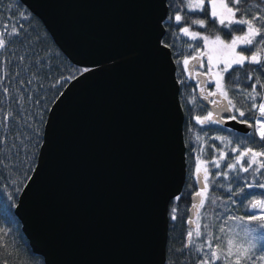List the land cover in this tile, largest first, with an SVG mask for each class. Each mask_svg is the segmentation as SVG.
Wrapping results in <instances>:
<instances>
[{
	"label": "water",
	"instance_id": "95a60500",
	"mask_svg": "<svg viewBox=\"0 0 264 264\" xmlns=\"http://www.w3.org/2000/svg\"><path fill=\"white\" fill-rule=\"evenodd\" d=\"M20 1L89 69L53 104L15 208L33 252L45 264H166L170 204L187 178L181 84L160 45L168 0Z\"/></svg>",
	"mask_w": 264,
	"mask_h": 264
},
{
	"label": "snow or ice",
	"instance_id": "6c2138e0",
	"mask_svg": "<svg viewBox=\"0 0 264 264\" xmlns=\"http://www.w3.org/2000/svg\"><path fill=\"white\" fill-rule=\"evenodd\" d=\"M186 13L203 15L188 16ZM25 19H28V17L22 14L21 20ZM210 21L212 22L211 25ZM167 22L180 25L177 39L186 37L190 41H203V48L209 50L207 53H202L199 51L200 45L187 44L188 49L197 50L196 55H185L182 60H177L178 64L182 63L184 71L189 72L192 61H196L197 64L203 67L202 57L207 55V73H197V75H211L209 82L214 83L215 90L207 91V94L203 95L202 98L208 100L209 97H216V99L209 101L215 105V111L196 116V123L202 127L205 124L223 127L224 123L232 121L253 129L252 132L247 133L249 139H241L235 146H232L233 142L227 136L211 138L219 140L225 148H229L232 153L236 154L234 160H229L228 153L223 149H216L215 145L211 147L218 151V158L205 160L203 159V156L206 155L204 147L199 149V154L196 157L195 174L198 181L201 182V190L196 192V196L200 199L198 203L192 205L198 220L201 215L199 209L205 206L206 201H209L210 205H217V198L208 194L210 185L215 183V179L210 180V176L214 175L216 178L223 176L224 179L229 180L232 179L229 176L230 172L249 173L251 171L254 181L246 183L245 186L249 189H264V80L261 78L264 76V0H178L174 14L162 18L161 27L163 28ZM216 25H219L220 29H227L230 38L225 39L224 35L215 29ZM193 26L198 29H206L208 34L194 30ZM24 29L25 25L23 23H13L11 18L0 26V55L9 49L10 44H18L23 47L24 40L21 39V34ZM214 31L215 34H213ZM160 45L165 50L172 48V45L163 39L160 41ZM212 53L216 54L215 57ZM14 59L18 61L16 66L23 65L26 71L28 69L40 70L46 66V63L42 62L43 58L34 51H25L21 55H14ZM5 63H10V61H5ZM246 64L257 67L247 69ZM221 65L223 66L221 67ZM192 67L194 68L195 65H192ZM214 69L218 70L214 71ZM240 70H243V73ZM88 71V68H83L80 70V74L83 75ZM252 72L257 73V75L253 77L250 74ZM225 73H231L229 80L239 79L241 75L249 81L254 79L251 84V91L244 90L241 93L243 100L239 103L242 104L243 108L238 106L234 96L229 95L231 88L225 82ZM19 74L17 72L15 75L19 76ZM37 76L38 71L33 73L32 79L28 80L27 83L31 84L33 80L37 79ZM75 78L74 75L58 78L51 87L57 88L65 81H71ZM0 83H2V79H0ZM180 83L183 84L184 81L181 80ZM40 87H43V85H40ZM3 91L6 96L9 94L7 87ZM204 91L205 89L201 88V92ZM62 94L59 93V95ZM258 99L260 100L259 103H257ZM223 101H226V103H223ZM247 101L251 103H245ZM189 102L195 104L196 97L193 96ZM36 103H40L39 99ZM243 109L253 113L250 119H243L246 116V111ZM222 112L233 114L224 118L220 115ZM11 119L12 113H6L0 127L7 128ZM28 127L30 125H25L26 129ZM228 131H231V129ZM16 140L17 142L11 145V149L15 150L16 156L25 154L28 147L27 141L29 140H32L33 148L39 149L42 147L39 130H36L34 140L31 135L24 136L22 133L17 134ZM196 141L203 142V137L197 135ZM5 145H7V137L0 136V154L4 152ZM12 159V157L8 159L0 158V166H7ZM29 159L31 158H26L21 163V168L27 165L24 177L28 181H33V176L29 173L38 175L37 166L28 163ZM221 161H226V163L222 165ZM208 164L213 165L215 169L224 168L225 170L213 174L208 168ZM12 166L15 167V164H12ZM201 172H203L202 178ZM21 185V187L14 188L15 193H20L23 188L27 187L23 180ZM220 187H223V185H220ZM227 191L231 196H240L244 194L245 187H241L239 192H233L232 188L228 187ZM8 196L15 203L13 193H9ZM174 199L179 201L181 198L176 196ZM245 199H247V196H245ZM232 203L236 204L237 201L232 200ZM241 203L243 202L241 201ZM245 208L246 215H229L220 224V234L233 232L232 235H227L224 239L221 235H216L211 231V227L214 225L205 223L203 224L204 231H201V225L198 222L189 220V224H195V230L194 232L191 229L188 230L186 242L176 251L181 253L185 260L191 255H200L201 258L195 264H217V262H220V264H264V247L259 244L260 240H264V199H249ZM176 211L175 207L171 210L173 221L177 220ZM225 211H230V209H225ZM230 221H235L237 226L242 228L244 232L243 240L238 239L240 235L238 232L224 227ZM8 236L9 229L0 228V264H14L11 258L15 255V252L13 246L7 240ZM214 240L217 243L214 244ZM185 260L178 257L176 261H173V264H185Z\"/></svg>",
	"mask_w": 264,
	"mask_h": 264
},
{
	"label": "trees",
	"instance_id": "16d2710c",
	"mask_svg": "<svg viewBox=\"0 0 264 264\" xmlns=\"http://www.w3.org/2000/svg\"><path fill=\"white\" fill-rule=\"evenodd\" d=\"M178 0H168L169 14H174L177 8ZM255 11V9H253ZM25 15L28 19L21 20V15ZM188 16L203 15L198 13H186ZM11 18L13 23L19 22L25 25V29L22 31L21 39L24 40V45H11L9 49L0 55V123L3 122L4 115L6 113H12V119L7 128L0 127V136L7 137V145L4 147V152L0 154V158L8 159L12 157L11 163L7 166H0V228L9 229V236L7 240L10 245L13 246L15 255L11 258L14 264H45L43 258L35 254L23 233L22 225L15 215V208L17 206L20 193H15V187H21V181L27 184L28 180L24 177V171L27 168H21V163L26 158H31L28 163L36 165L38 164V158L40 149L32 147V140L27 141L28 147L25 150V154L16 156L15 150L11 149V145L17 142V134H23L24 136L31 135L33 140L35 138L36 130H39L41 135L42 144L44 141L45 126L47 123L49 112L60 97L59 93H62L70 81H65L57 88H52L51 85L56 82L58 78L74 75L75 77L80 75V70L83 67L73 64L70 59L64 54L60 47L56 44L55 40L48 32L44 23L34 15L20 0H0V26H2L8 19ZM210 21V25H211ZM170 25V26H169ZM166 35L164 41L172 45V52L177 64V76L178 80H183L181 84V103L185 112V143H186V160H187V178L184 189L180 194V200L175 199L170 204V228L169 239L167 245V261L166 264H173L177 258L185 260V257L178 253L176 250L181 248L182 244L186 242L188 230H195V224H189L191 216L192 205L194 204L193 198L196 196V192L201 190V182L198 181L195 174L196 157L199 154V149L204 147L206 155L203 159L218 158V151L211 146L215 145L216 149H223L228 153L229 160H234L236 154L232 153L229 148H225L224 144L219 140H213L215 136H227L232 140V146L241 139H249L247 133H240L225 126L214 124H205L203 127L196 123L195 117L206 115L210 109L202 102L199 96L200 86L198 80L192 79L188 76L183 69V65L178 64L177 60H182L185 55H196V49H188L187 44L200 45L199 51H203V41H190L186 37H180L177 39L178 29L180 25L167 22L165 24ZM193 29L200 31L201 33L208 34L206 29H198L193 26ZM216 30H219L224 35L225 39L230 38L227 34V29H220L219 25L215 26ZM215 34V31L213 32ZM25 51H34L43 58L42 62L46 63L40 70L28 69L25 70V66L21 65L17 67L18 61L14 59V55L18 56ZM10 61V63H5ZM30 63V61H29ZM247 69H252L257 66L246 64ZM38 71L37 79L33 80L31 84L27 81L32 79L33 73ZM200 71L205 72V66ZM243 73V70H240ZM19 72V76L15 74ZM199 73V72H198ZM253 77L257 73H250ZM231 73L225 74V82L231 88L229 92L230 96L235 97V102L238 106H242L239 102L243 100L242 91H251V84L254 82L244 79L243 75L239 79L229 80ZM264 80V76L261 77ZM23 81V83H21ZM43 85V87H40ZM7 87L9 94L6 96L3 89ZM214 89V87H213ZM259 90V88H258ZM196 97V103L192 104L189 101L192 97ZM39 99L40 103L36 101ZM260 100H257L259 103ZM245 103L250 104V101ZM243 119H250L253 115L251 112H247ZM19 121V122H18ZM42 121V122H41ZM25 125H30L27 129ZM253 129L250 131L252 132ZM249 132V133H250ZM203 137V142H197L196 136ZM258 140V138H256ZM222 165L226 161H221ZM15 164V167L12 166ZM208 168L214 174L216 172L224 171V168L215 169L213 165L208 164ZM32 175L33 173H29ZM203 172H201L202 178ZM229 176L232 179L226 180L223 176L216 178L214 175L210 176V180L215 179V183L209 187V196L217 198V205H210L209 201L205 202V206L200 208V218L194 217L193 221L198 222L201 225V231H204L203 224L208 223L214 225L211 227V231L216 235H221L222 239L227 235H232L233 232H227L226 234L219 233V226L223 223V220L229 216H241L246 215L245 206L249 199H264V189L259 188H247L246 183H252L254 177L251 173L243 172H230ZM15 182V183H14ZM257 183L259 181H256ZM223 185V187H220ZM231 187L233 192H239L241 187H245L244 194L240 196H231L227 191V188ZM24 189V188H23ZM13 193L15 197V203L12 199H9L8 194ZM247 196V199H245ZM231 197V198H229ZM232 200L237 201L236 204L232 203ZM226 201V203H225ZM241 201L243 203H241ZM176 208L177 220L171 219V210ZM230 209V211H225ZM207 214V215H205ZM195 215V214H194ZM226 229L234 230L240 235L238 239L243 240L242 228L238 227L235 221H230L227 225H224ZM217 243V241H213ZM259 244L264 247V240H260ZM187 251V250H185ZM201 258L200 255H191L185 260V264H195L197 260ZM220 264V262H217Z\"/></svg>",
	"mask_w": 264,
	"mask_h": 264
},
{
	"label": "rangeland",
	"instance_id": "374dc122",
	"mask_svg": "<svg viewBox=\"0 0 264 264\" xmlns=\"http://www.w3.org/2000/svg\"><path fill=\"white\" fill-rule=\"evenodd\" d=\"M209 50L208 49H203V51H202V53H207ZM213 54V56L215 57V53H212ZM202 62H203V66H205V69H206V71H205V73H207V68H208V61H207V55H204L203 57H202ZM192 65H195V67L193 68L192 67ZM223 65H221V67H222ZM202 67L199 65V64H197V62L196 61H192L191 62V64H190V66H189V69H190V71L189 72H186V74L188 75V76H190V72L193 74V76L195 77V80H197V73L200 71V69H201ZM218 69H214V71H217ZM226 74V73H225ZM225 74H224V76H225ZM209 75V81L211 80V75L210 74H208ZM208 83H210V82H208ZM211 84H212V86L215 88V85H214V83H212L211 82ZM204 94H206V93H204ZM242 237H243V239H244V232L242 231Z\"/></svg>",
	"mask_w": 264,
	"mask_h": 264
},
{
	"label": "flooded vegetation",
	"instance_id": "af4514ba",
	"mask_svg": "<svg viewBox=\"0 0 264 264\" xmlns=\"http://www.w3.org/2000/svg\"><path fill=\"white\" fill-rule=\"evenodd\" d=\"M203 67L201 69H203ZM199 73H205V72L201 71ZM191 76L194 78L192 73H191ZM196 77H197V79L199 81L198 83H199L200 88H204L205 89L204 93L207 94V91H214L215 90V88L213 89V86H212L211 82L208 83L209 82V79H208L209 75L208 74L207 75H197ZM210 98H211V100L216 99V97H210Z\"/></svg>",
	"mask_w": 264,
	"mask_h": 264
}]
</instances>
